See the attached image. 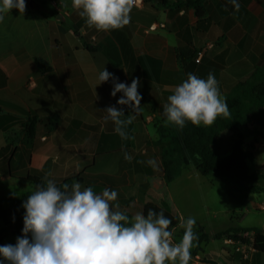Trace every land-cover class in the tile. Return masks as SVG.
Here are the masks:
<instances>
[{
  "label": "crops",
  "instance_id": "0c3cea01",
  "mask_svg": "<svg viewBox=\"0 0 264 264\" xmlns=\"http://www.w3.org/2000/svg\"><path fill=\"white\" fill-rule=\"evenodd\" d=\"M25 3L23 14L12 9L0 23V181L29 186L0 199L32 193L33 185L23 179L27 175L44 181L79 175L82 189L117 191L112 203L119 207L113 210L132 216L151 201L179 218L192 217L167 203L174 199L170 185L194 170L164 183L156 126L166 122L163 105L187 73L206 78L212 72L225 97L264 61V0H239L238 12L227 0H204L202 16L184 0H132L130 22L111 31L88 27L72 0ZM198 52L200 61L195 62ZM35 58L47 62L49 70L42 72ZM104 66L118 78L115 82L138 79V111L116 103L122 93L110 95L112 78L97 85ZM108 106L123 109L122 119L133 118L129 139L121 140L113 123L104 119ZM256 115L245 127L256 126L244 135L245 144L262 137ZM227 135L231 133L224 131L216 141ZM125 151L131 161L125 160ZM194 189L181 185L177 200L189 199L184 193ZM253 199L263 201L264 192L248 195L244 211ZM9 237L11 244L16 242L17 236L9 233L3 245L10 244ZM263 256L254 254L248 264H263Z\"/></svg>",
  "mask_w": 264,
  "mask_h": 264
},
{
  "label": "clouds",
  "instance_id": "9594fccd",
  "mask_svg": "<svg viewBox=\"0 0 264 264\" xmlns=\"http://www.w3.org/2000/svg\"><path fill=\"white\" fill-rule=\"evenodd\" d=\"M238 12L239 0H227ZM88 27L97 31L120 29L130 22L132 0H72ZM12 9L24 13L25 0H0V23ZM112 78L110 95L122 93L116 101L133 112L140 108L139 81L130 84L115 82L112 73L103 68L98 84ZM163 105L166 124L183 130L186 122L192 125L211 126L218 116H230L226 98L221 94L218 81L212 72L206 78L187 73V78L172 90ZM104 119L114 125L121 140L129 139L128 125L133 118L122 119L123 109L108 106ZM125 160L132 157L126 151ZM118 193L104 188L94 192L91 186L81 188L76 182L58 187L51 179L46 186L36 189L22 201V235L15 244L0 245V264H189L190 249L198 239L193 231L195 218H180L177 227L183 235L173 242L172 220L161 209H149L144 215L138 212L129 216L113 210Z\"/></svg>",
  "mask_w": 264,
  "mask_h": 264
},
{
  "label": "trees",
  "instance_id": "16d2710c",
  "mask_svg": "<svg viewBox=\"0 0 264 264\" xmlns=\"http://www.w3.org/2000/svg\"><path fill=\"white\" fill-rule=\"evenodd\" d=\"M203 1L184 0V4L192 7L197 16H202ZM33 6L37 9L41 8V6L35 4ZM35 62L42 72L49 70V65L43 59L35 58ZM225 98L230 116L227 118L218 116L211 126H195L191 122H186L183 130H179L174 125L166 124V122L157 124L161 179L164 183H171L181 175L187 165L192 164L194 169L202 176H212L214 179L219 180V187L226 191L229 190L228 187L236 188L242 196L264 192V188L261 186V179H264V176L251 172L246 161L247 154L243 133L245 127L252 121V116L261 112L264 108V61L257 64L246 79L239 81L225 95ZM224 131L230 132L233 139L229 153L221 158L215 144L217 138ZM28 133H31L30 127ZM23 179L31 183L34 190L37 185L46 186L47 183V181L35 175H27ZM81 181L79 175H72L54 182L60 187L63 184L71 186ZM30 194L31 192H24L18 196L0 199V221L2 222L0 226V245H3L2 238L9 233L17 237L22 235L25 210L21 207V204ZM149 209L157 212L162 209L165 215L172 220V224L169 226L170 229H176L180 218L174 212L151 201L142 206V213L146 215ZM194 227L198 231L196 233L198 239L193 242L195 244L207 242L210 239L231 237L236 241L251 243L253 255L264 253V233L259 228H233L229 226L210 235L204 232L202 226L197 222ZM244 231L251 233V235L242 236L239 234ZM195 254L196 252H191V255Z\"/></svg>",
  "mask_w": 264,
  "mask_h": 264
},
{
  "label": "rangeland",
  "instance_id": "374dc122",
  "mask_svg": "<svg viewBox=\"0 0 264 264\" xmlns=\"http://www.w3.org/2000/svg\"><path fill=\"white\" fill-rule=\"evenodd\" d=\"M256 122L259 124V131L262 133V137L256 140V142H248L245 144L249 159L247 163L251 172L255 174H261L264 176V112L261 111L256 115ZM256 129L254 127H248L244 129V135L252 133L251 131ZM231 136V137H230ZM223 136L218 139L215 144V148L221 158L225 157L231 147L232 135ZM249 138V137H248ZM246 140H249V139ZM251 151L256 153L254 158ZM184 170L193 171L189 176V171L184 172V176L179 179V182L170 185L171 192L174 194L173 202L169 201L167 205L169 207H178L185 215L186 212L190 213L192 217L202 226L203 231L208 234L226 229L227 227H259L264 231V200H255L251 205L249 211H244V204L247 196L239 194L236 188H229V190L221 189L219 187L220 181L214 179L212 176H202L199 172L195 171L192 164L185 167ZM187 179V183H186ZM181 185H193L197 188L191 194H185V198L189 199L185 201L177 200L176 194L179 193ZM29 185L17 181L6 180L0 181V196L6 197L18 194L21 188H27ZM261 186L264 188V179H261ZM251 202V201H250ZM253 207L257 209L254 210ZM260 209V210H259ZM186 211V212H185ZM245 213L244 215H242ZM242 215V216H241ZM187 218V217H183ZM180 222V219H179ZM179 224V223H178ZM182 228L176 227L173 231V242L180 240L183 235ZM195 233H198L196 227L193 228ZM247 231L239 233L245 236ZM8 243H13L11 237L6 239ZM174 242V243H176ZM196 252L195 255H191L189 264H248L250 260H253V252L251 253L248 244L242 246L240 242L232 239L231 237L221 239H210L207 242H200L198 244L193 243V247L190 252ZM243 251L249 253L248 258L243 257ZM264 259V256H263ZM264 261V260H263ZM264 264V262H263Z\"/></svg>",
  "mask_w": 264,
  "mask_h": 264
},
{
  "label": "built area",
  "instance_id": "2783aa9c",
  "mask_svg": "<svg viewBox=\"0 0 264 264\" xmlns=\"http://www.w3.org/2000/svg\"><path fill=\"white\" fill-rule=\"evenodd\" d=\"M138 1L140 2V0H138ZM55 8H56V9H59L58 6H55ZM200 55H201V52H198V55L194 58V61H195V62H199V61H200ZM247 235L249 236V235H251V233H246L245 236H247ZM238 242H240V244H241L242 246H246V244H248L251 253L253 252V249H252V245H251V243H245V242H241V241H238ZM243 257H244V258H248V257H249V253L243 251Z\"/></svg>",
  "mask_w": 264,
  "mask_h": 264
},
{
  "label": "water",
  "instance_id": "95a60500",
  "mask_svg": "<svg viewBox=\"0 0 264 264\" xmlns=\"http://www.w3.org/2000/svg\"><path fill=\"white\" fill-rule=\"evenodd\" d=\"M57 18L63 19V17L60 14L57 15Z\"/></svg>",
  "mask_w": 264,
  "mask_h": 264
}]
</instances>
